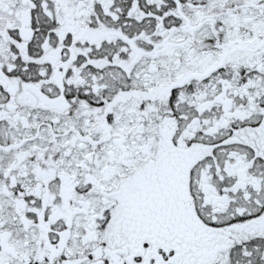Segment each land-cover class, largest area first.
I'll use <instances>...</instances> for the list:
<instances>
[{"label": "snow or ice", "instance_id": "1", "mask_svg": "<svg viewBox=\"0 0 264 264\" xmlns=\"http://www.w3.org/2000/svg\"><path fill=\"white\" fill-rule=\"evenodd\" d=\"M0 264H264V0H0Z\"/></svg>", "mask_w": 264, "mask_h": 264}]
</instances>
